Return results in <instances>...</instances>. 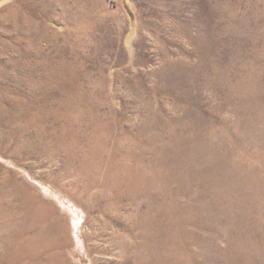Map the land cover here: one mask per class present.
<instances>
[{
  "label": "rangeland",
  "instance_id": "rangeland-1",
  "mask_svg": "<svg viewBox=\"0 0 264 264\" xmlns=\"http://www.w3.org/2000/svg\"><path fill=\"white\" fill-rule=\"evenodd\" d=\"M0 264H264V0H0Z\"/></svg>",
  "mask_w": 264,
  "mask_h": 264
},
{
  "label": "bare ground",
  "instance_id": "bare-ground-1",
  "mask_svg": "<svg viewBox=\"0 0 264 264\" xmlns=\"http://www.w3.org/2000/svg\"><path fill=\"white\" fill-rule=\"evenodd\" d=\"M44 5V4H43ZM20 18V17H19ZM21 20V19H20ZM28 23V22H27ZM25 24V23H24ZM19 27V26H18ZM3 112H7L6 109H2ZM27 246V245H26Z\"/></svg>",
  "mask_w": 264,
  "mask_h": 264
}]
</instances>
